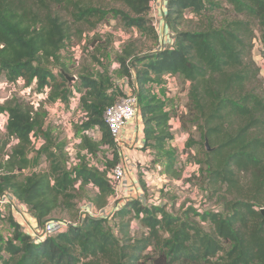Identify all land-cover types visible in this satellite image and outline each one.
Segmentation results:
<instances>
[{
  "label": "trees",
  "instance_id": "16d2710c",
  "mask_svg": "<svg viewBox=\"0 0 264 264\" xmlns=\"http://www.w3.org/2000/svg\"><path fill=\"white\" fill-rule=\"evenodd\" d=\"M152 1L0 0V73L13 83L37 85L38 92L48 93V102L67 103L75 90L62 72V51L75 36L83 39L86 31L94 32L88 39L97 51L106 49L113 42L111 34L103 41L97 29L109 14L120 17L151 43L146 52L129 40L116 55L119 72L139 100L143 147L164 161L167 174L181 177L175 167L177 150L170 146L175 136L170 112L147 84L163 86L166 75L182 76L190 82L189 101L202 139L212 148L199 161L200 170L211 189L222 194L223 211L189 208L175 214L164 205L129 200L110 219L88 216L81 225L42 242L10 217L14 232L9 239L0 232V264H264V80L252 56L258 39L264 46V0H226L233 14L220 25L210 14L222 6L221 0H168L166 24L174 43L162 49L157 48ZM186 12L198 20L187 18ZM185 22L192 27L182 29ZM103 67L80 76L86 120L81 124V161L73 168L66 142L45 128L42 105L35 109L15 98L0 104V111L10 115L6 139L0 143V195L13 193L40 225L58 209L73 211L79 188L96 189L93 202L98 208L106 207L113 195L107 172L86 159L87 153L97 155L104 146L113 155L106 162L109 168L120 159L104 111L123 93L111 88L109 67ZM55 68L61 72L55 74ZM95 126L101 131L99 141L88 134ZM35 135L43 136L45 143L31 158ZM12 138L17 142L6 150ZM41 157L48 169L25 174ZM134 220L145 229L138 236L132 231Z\"/></svg>",
  "mask_w": 264,
  "mask_h": 264
},
{
  "label": "rangeland",
  "instance_id": "374dc122",
  "mask_svg": "<svg viewBox=\"0 0 264 264\" xmlns=\"http://www.w3.org/2000/svg\"><path fill=\"white\" fill-rule=\"evenodd\" d=\"M221 1L222 6L210 14L217 25H220L224 19L233 14L231 11L232 6L227 4L226 0ZM55 9L60 11L64 17H69V14L63 8L55 7ZM186 16L187 18L193 17L195 21L198 20L190 12H186ZM190 27H192L191 24L185 22L181 28L188 29ZM255 31L257 35L260 34L258 26L255 27ZM97 32L104 36L103 41L112 37L113 42L107 45L106 49L103 48L97 51V45H93L88 39V36H93L94 32L86 31L83 39L80 40L75 36L61 53V60L64 66L61 68L69 76L76 77L74 81L70 82L68 80V84L75 92L71 94L70 100L67 103L61 101L50 103L47 101L48 106H46V100L43 99L44 93L37 91V85H26L23 80L13 83L7 80L4 73H0V104L2 105L7 100L15 98L20 99L27 105L34 106L35 109H38L42 105L43 109L47 111V114L44 113V120L46 119L45 128L51 130L54 138L66 142V150L69 154L68 164L72 168L79 165L81 161L78 154L81 142L80 138L83 134L81 124L86 120V114L82 109L81 101H79L81 97L79 90L80 76L94 70L104 71L103 66H108L112 77L111 88L117 94L120 92L125 94V81L127 79L119 72L120 65L117 63V53L120 52L121 48L129 40H135L137 46L139 48L144 47L146 52H148V47L151 44L140 31L126 27L120 17L113 14H109L106 17L99 25ZM107 34H111V37H107ZM164 41L159 36L158 49L160 46L167 44V41ZM255 46H257V41ZM257 50L261 53V60L253 55V51L252 56L260 66L262 70L261 76L264 80V52L260 51V47ZM97 59L104 65L98 63ZM54 72L55 74H59L61 69L55 68ZM129 87L131 88L130 85ZM147 87H150L152 93L165 101L167 110L170 112V125L175 135L174 139L170 142V146L177 150L175 167L178 171H181L182 175L180 178L171 177L165 172L164 161L151 148L143 146L140 149V155L137 154L139 157L132 160L133 167L130 169L129 175L132 178H138L145 199L148 202L165 204L164 207L169 212L181 214L189 208H194L197 212L223 211L221 203L222 194L211 189L207 178L200 170L201 164L199 161L203 159L207 146L202 139L198 127L199 123L195 119L196 115L189 101L190 82L180 75H166L163 86L156 83H148ZM88 134L93 140L99 141L101 139V131L97 126L90 129ZM4 139H6V133L0 131V143ZM117 149L120 155L122 152L119 150V147ZM131 152L127 150V154ZM30 156L34 158L36 152L32 151ZM96 157L99 164H107V160H112L113 155L111 150L103 147ZM48 166L49 163L46 161V158L41 157L39 162L35 163L34 167L31 170L29 169L28 172L35 169L46 170ZM77 188H79V185H77ZM77 193L76 208L70 212L58 209L51 216L50 220L69 221L79 226L82 219L80 209L85 204L94 205L93 198L96 189L92 186H87L79 188ZM110 199L111 201L114 199L113 195ZM107 219L110 218L107 217ZM35 227L41 229L42 225ZM205 227L210 229L209 224H206ZM144 230V227L138 220L132 222V231L136 236L142 234Z\"/></svg>",
  "mask_w": 264,
  "mask_h": 264
},
{
  "label": "built area",
  "instance_id": "2783aa9c",
  "mask_svg": "<svg viewBox=\"0 0 264 264\" xmlns=\"http://www.w3.org/2000/svg\"><path fill=\"white\" fill-rule=\"evenodd\" d=\"M173 43H174V33L172 32L169 35L167 44L165 46H160L159 49L172 46ZM257 45L258 47H260L261 49L260 51L264 52V46L261 40L259 39L257 40ZM125 84H126V88H125L126 90L124 89L125 94L123 93V95L120 96L113 105L107 107L104 111V119L110 128L116 146L119 147V150L122 152L120 153V159L118 163L114 167L109 168L107 164H99L95 154L92 153L86 154L87 157L86 159L91 167H96L101 171L107 172V177L109 178V181L113 187L114 199L112 201L110 199L108 205L103 208H98L93 204H85L84 207H81L80 209L82 215L81 224L83 220L88 216L94 218H107V217L111 218L112 213L122 209L129 200H137L146 206L162 205V204H157L156 202L153 203L148 202L145 199L138 178L136 177L132 178L129 175L130 169L133 167V165L131 159L129 160L126 159L127 157L123 154L122 149L128 142H132V139L128 136L127 133L124 132V129L134 122H139L141 124L140 126L143 128V131L140 136V139L136 141L137 145L135 146V148H138V146H141L142 148V146H144L145 144L144 143L145 140H144V121H143L138 97L133 92V88L129 87L130 84L128 79L127 81H125ZM43 99L46 100L45 105L48 106L47 103L48 93L43 94ZM57 101L63 102L60 99ZM57 101H55V103ZM9 117L10 115L8 112L0 111V131H3L6 134H7ZM32 141L34 146L33 151L35 152L39 150L41 146L45 143V139L41 135L33 136ZM14 142L15 143L17 142L16 138H12L10 144ZM104 147L108 148V146H104ZM29 169L30 168L25 170V174L28 172ZM31 172L32 171H29L28 173ZM9 209H11V211H14L16 213L18 220L22 221L25 232L30 234L32 238L37 242H42L48 236L65 231L69 226L74 225L69 221L48 220L42 225L41 229L39 228L37 229L36 227L34 228L28 222L27 215L31 214L28 205L23 201L19 200L16 196H14L13 193L5 192L4 194L0 195V216L2 218V221L7 218V213ZM2 227H3V223L1 222L0 229Z\"/></svg>",
  "mask_w": 264,
  "mask_h": 264
},
{
  "label": "crops",
  "instance_id": "0c3cea01",
  "mask_svg": "<svg viewBox=\"0 0 264 264\" xmlns=\"http://www.w3.org/2000/svg\"><path fill=\"white\" fill-rule=\"evenodd\" d=\"M167 5H168V0H153L152 1L151 15L153 17L154 24L157 27L159 36L165 40L164 42H166L168 40L169 35L172 33V31L170 30V28L166 24V15H167V11H168ZM257 49H258V45L255 46L253 49V55L257 56L259 58V60H261V53ZM140 125L141 124L139 122H134L124 129V132L128 134V136L132 139V142H128L124 146L122 151H123V154L127 157L126 159L127 160L131 159V162L134 158L139 157L137 154L141 153V151H140L141 146H138V148H135V146L137 145L136 141L138 139H140V136H141L142 131H143V128ZM127 150H130L132 152L127 154ZM133 151H134V153H133ZM130 172H131V170H130ZM7 214H8L7 218L5 220H3V222H2L3 227L0 229L1 234L6 239L10 238L14 232V227L12 226V224L10 223L8 218H10V217L13 218L14 221L19 223L21 225L22 229L24 230L22 221L18 220V217L14 211H11V209H9ZM27 217H28V222L34 228H35V226H40L39 221L37 220V218L32 213L30 215L28 214Z\"/></svg>",
  "mask_w": 264,
  "mask_h": 264
},
{
  "label": "water",
  "instance_id": "95a60500",
  "mask_svg": "<svg viewBox=\"0 0 264 264\" xmlns=\"http://www.w3.org/2000/svg\"><path fill=\"white\" fill-rule=\"evenodd\" d=\"M62 72L65 74L66 78H67L70 82H71V81H74V80L76 79V77L69 76V75H68L67 73H65L63 70H62ZM206 146H207V150H208V151H211V150H212V148H211V146H210V144H209L208 141L206 142ZM261 212H262V214H263V216H264V208H262Z\"/></svg>",
  "mask_w": 264,
  "mask_h": 264
}]
</instances>
